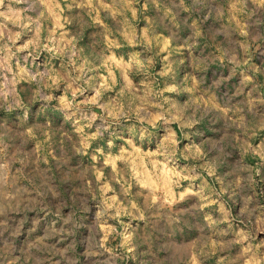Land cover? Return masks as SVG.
<instances>
[{
    "label": "rangeland",
    "instance_id": "374dc122",
    "mask_svg": "<svg viewBox=\"0 0 264 264\" xmlns=\"http://www.w3.org/2000/svg\"><path fill=\"white\" fill-rule=\"evenodd\" d=\"M7 19L0 264H264V0H0Z\"/></svg>",
    "mask_w": 264,
    "mask_h": 264
},
{
    "label": "crops",
    "instance_id": "0c3cea01",
    "mask_svg": "<svg viewBox=\"0 0 264 264\" xmlns=\"http://www.w3.org/2000/svg\"><path fill=\"white\" fill-rule=\"evenodd\" d=\"M6 12L7 13H5L2 18L8 17L9 14L17 16V13H15L14 11ZM8 22L9 21L7 19L5 22V27H2L0 29L3 33V36H0V50L10 48L12 46L11 43L13 42L11 40H16L17 38V35L14 34L13 31H11L14 26L8 27ZM18 80V77H16V74L14 73V64L12 62H9L8 58H4V61L0 63V100L2 101L0 107H4V105L7 106L12 100L15 99V94L17 91L15 84Z\"/></svg>",
    "mask_w": 264,
    "mask_h": 264
}]
</instances>
